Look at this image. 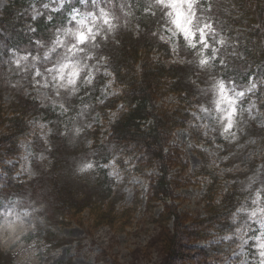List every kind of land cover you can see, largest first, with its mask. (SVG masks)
Wrapping results in <instances>:
<instances>
[{
	"label": "clouds",
	"instance_id": "9594fccd",
	"mask_svg": "<svg viewBox=\"0 0 264 264\" xmlns=\"http://www.w3.org/2000/svg\"><path fill=\"white\" fill-rule=\"evenodd\" d=\"M74 3L48 0L41 8L33 4V22L43 18L51 23L57 13L66 19L54 31L50 29L52 38L47 46L42 40L35 41V53L8 50V57L0 60L3 86L34 100L38 108L54 112L63 124L59 135L69 148L83 146L86 151L75 158L76 176L95 177L103 172L113 192L132 203L139 192L143 200L150 189V183H145L150 173L138 172L139 163L131 156L110 154L106 160H97L95 142L87 133L105 120L109 125L116 123L125 110L122 101L105 108L123 95L125 85L118 81L104 48L109 43L119 46L121 32H131L139 39L145 31L139 20L158 18V26L149 34L155 40L153 62L160 61L165 67L189 66L203 78L194 89L193 99L198 102L184 109L189 117L184 139L173 141L171 147L202 153L209 160L206 167L211 173L197 177V165L191 164L183 174L173 177L169 173L167 179L185 184L184 195L193 203L203 199L217 181H223L225 196L232 185H237L240 196L229 210L228 227L213 242L219 248L218 264H264V162L255 168L246 163L253 153L264 155V149L256 147L260 138L250 135L252 129L264 131V78L249 77L246 83H237L234 77H226L229 66L221 50L230 45L210 14L213 4L210 0H144L141 8L139 0H79L80 7L66 11L65 5ZM160 46L166 48V54ZM136 70L142 71V66L138 64ZM174 103L180 106L187 102L177 98ZM42 115L25 121L28 130L17 138L18 151L4 161L16 168L13 182L35 181L41 170L54 162L50 139L55 134L50 127L54 121L43 120ZM193 132L199 141L192 139ZM38 143L42 147L38 148ZM168 152L165 148L164 154ZM230 160L234 162L229 164ZM243 170L248 174L242 179L227 178ZM5 187L0 184V245L12 264H17L18 257H23L25 264H39L45 249L37 247L35 239L40 218L32 207L34 201L26 204L20 193L5 194ZM215 204L222 206L223 201L217 199Z\"/></svg>",
	"mask_w": 264,
	"mask_h": 264
},
{
	"label": "trees",
	"instance_id": "16d2710c",
	"mask_svg": "<svg viewBox=\"0 0 264 264\" xmlns=\"http://www.w3.org/2000/svg\"><path fill=\"white\" fill-rule=\"evenodd\" d=\"M45 1L47 0H11L2 9L0 60L8 57L9 49H27L35 53L36 40L44 41L47 46L52 38L50 29L54 31L57 25L64 23L66 17L57 13L51 23H45L43 18L33 22L30 13L22 10L30 3L40 5ZM139 3L143 8L144 0H139ZM211 3L213 9L210 14L214 16L215 26L222 35L228 37L230 46L227 48L236 53L228 58L229 70L226 77H234L237 83H246L249 77L256 80L264 78V0H211ZM72 7H80L79 0L65 5L66 11H70ZM156 21L157 18L152 17L140 19L139 23L145 31L139 39H134L131 32H121L117 37L120 40L119 46L109 43L103 50L111 58V66L118 81L125 85L123 95L109 101L106 108H113L118 101H122L125 110L118 115L116 123L109 125L105 121L107 139L102 143L96 141L94 147L97 150L95 158L100 161L106 160L110 154L137 159L138 172H144L150 166L158 164L159 174L150 179L148 199L152 202L169 199L172 203L175 181L167 177L173 161L171 155L164 154V149L169 146L177 129L187 128L189 117L184 109L195 101L191 89L186 88L185 77L181 75L183 67H165L160 61L153 62L151 59L155 40L149 34ZM30 26L35 27L36 31L32 32ZM160 49L166 54L164 46H160ZM165 58L166 55L160 59ZM138 64L142 66V71L136 70ZM41 66L44 64L41 63ZM166 92L176 94L187 103L180 106L175 104L172 109L158 107L157 101ZM27 100L18 98L16 104L9 106L0 100V184L6 186L5 194H23L25 190L34 187L32 182H13L16 168L4 163L18 151L17 138L28 130L25 123L27 115L38 107L35 102ZM207 165L198 174L210 175ZM47 186L44 196L54 199L55 209L65 218H77L85 210H89L97 225L111 226L121 215V212L115 213L113 208L91 199H76L65 183H48ZM222 188L221 181L208 188L205 197L206 214L202 217L193 219L188 215H181L174 203L165 206L163 217L167 222L171 220L173 226L171 229L163 225L157 238L156 246L163 256L161 264H218L219 248L214 243L203 247L199 243L219 236L228 227L229 210L238 202L240 195L234 187H230L225 196ZM217 196H221L222 206L215 204Z\"/></svg>",
	"mask_w": 264,
	"mask_h": 264
},
{
	"label": "rangeland",
	"instance_id": "374dc122",
	"mask_svg": "<svg viewBox=\"0 0 264 264\" xmlns=\"http://www.w3.org/2000/svg\"><path fill=\"white\" fill-rule=\"evenodd\" d=\"M10 1L0 0V12ZM45 2H48V0ZM34 5L37 8H41L42 4L36 5L34 3ZM32 6V3L28 4L22 8L23 12L30 13ZM140 25L143 28L141 23ZM154 25L153 29L158 26V18ZM113 45L115 44L113 43ZM229 50L226 48L221 51V55L226 57L227 62L229 57H233L230 54L234 52L233 49ZM176 66L180 65L176 64ZM40 67L43 70L45 65L43 67L40 65ZM181 75L185 77L186 88L191 89L194 94L196 84L202 82L203 78L197 76L189 66L183 67ZM29 79H31V76H29ZM18 98L28 99L23 94L10 92L3 86V81L0 80V100L6 106H9L16 104ZM177 98L176 94L166 92L163 94V98L157 101V105L158 107L172 109L176 106L174 100ZM29 100L34 103V100ZM29 100L27 101L31 102ZM106 107L107 104L105 105ZM40 113H43L41 117L43 120L54 121L50 125L55 132L50 138L54 148L51 153L54 162L51 165H46V170H41L38 179L32 181V186L34 187L25 190L22 194L26 204L34 201L32 207L36 209L35 214L40 218L35 239L37 247L44 248L45 251L41 253L42 259L39 264H161L163 256L159 247L156 246L157 238L163 225H167L171 229L173 226L171 220L167 222L163 217L165 206H170L174 203L179 214L188 215L193 219L206 214V196L198 202H190L184 195L187 187L176 179H173L175 182L173 184L174 201L172 203L169 199L152 202L148 199V192L143 200H141L140 194L137 192L135 202L132 203L126 201L118 192H113L110 182L103 172H101L100 176L95 177L76 176L74 174L75 158L86 150L82 145L76 149L69 148L67 140L59 135L63 126L62 121L50 109L35 107L28 113L27 119L30 120ZM104 124L102 126L97 125L94 131L87 133V136L92 138L94 142L102 143L105 141L107 135L105 134ZM186 129H177L169 141V146L167 147L169 152L167 155H171L173 161L172 166L169 168V173L175 177L177 173L183 174L189 165L196 164L195 175L203 177L198 172L209 163L207 157L195 150L181 152L179 149L171 147L173 141L179 142L184 139L182 134ZM1 134L2 129H0ZM250 135L260 138L256 147L264 149V131L252 129ZM197 136L199 137L198 134ZM192 139L199 141L200 137L196 138L193 133ZM37 147H42V145L38 143ZM237 159H242V157ZM233 162L234 160H230L228 163L232 164ZM261 162H264V155L260 152L253 153L252 159L246 161L251 168H255ZM158 168L159 165L156 164L144 170L146 174L150 173L145 183H149L150 179L159 174ZM247 174V170H243L234 175H229L227 178L229 180H239ZM48 183H58L59 185L65 183L73 195L76 196V199H91L98 204L113 208L115 213L121 212L122 217L120 218V215L117 222L111 226L97 225L89 210H85L80 217L65 218L55 209L54 199H47L44 196L48 190ZM221 183L222 189H224L223 181ZM231 187H234L235 190L237 189V185H232ZM220 197L217 196L216 200H220ZM18 210H20L19 207ZM217 237L215 236L209 241H201L199 245L202 247L209 246L213 244ZM0 264H12L11 257L5 254L2 245H0ZM17 264H25L24 258L18 257ZM32 264H37V262L34 261Z\"/></svg>",
	"mask_w": 264,
	"mask_h": 264
}]
</instances>
